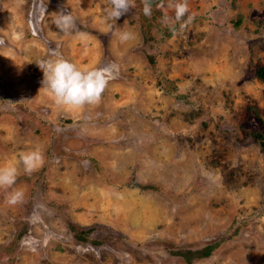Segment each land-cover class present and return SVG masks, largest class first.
Segmentation results:
<instances>
[{"label": "rangeland", "instance_id": "rangeland-1", "mask_svg": "<svg viewBox=\"0 0 264 264\" xmlns=\"http://www.w3.org/2000/svg\"><path fill=\"white\" fill-rule=\"evenodd\" d=\"M135 2L121 43L106 0H0V164L37 145L45 158L19 165L23 203L0 189V264H189L169 249L209 242L190 264H264V0H188L175 34L172 9ZM61 11L87 43L56 27ZM53 49L120 66L99 104L54 103L38 66Z\"/></svg>", "mask_w": 264, "mask_h": 264}, {"label": "clouds", "instance_id": "clouds-1", "mask_svg": "<svg viewBox=\"0 0 264 264\" xmlns=\"http://www.w3.org/2000/svg\"><path fill=\"white\" fill-rule=\"evenodd\" d=\"M170 8L174 11V17L165 14L161 23L176 33V24L184 29L194 19V14L189 15L188 0H168L167 5L163 0L156 3V8ZM130 8H136L135 0H106L104 18L108 23V31L117 35L121 43L134 38V34L122 30L116 26V21ZM142 11L146 17H151L153 11L152 0H142ZM187 16V20L184 18ZM54 24L63 34H75L82 43H87L89 34L77 29V18L71 11L58 12L54 18ZM3 41H0L2 44ZM43 72V87L51 94L54 103L60 108L82 109L85 105H97L100 103L110 81L116 79L120 72V66L115 62H109L104 66L82 67L74 61L65 58L58 50L53 49L50 57L38 63ZM45 158L43 148L40 145L32 150L20 154L19 160H9L0 164V189H12L6 195V203L16 206L24 202L23 189L13 188L19 175V165H23V171L32 175L44 166ZM43 207V206H40ZM39 219L34 212L32 220Z\"/></svg>", "mask_w": 264, "mask_h": 264}, {"label": "trees", "instance_id": "trees-1", "mask_svg": "<svg viewBox=\"0 0 264 264\" xmlns=\"http://www.w3.org/2000/svg\"><path fill=\"white\" fill-rule=\"evenodd\" d=\"M159 0H152L153 5H155ZM254 76L264 83V65L258 66L254 70ZM256 139L259 140L261 145H264V138L260 133L254 134ZM70 229L73 231V235L80 241L87 240V234L89 229H77L76 226L70 224ZM94 242V241H91ZM219 242H209L204 246L197 248H183V247H173L169 249L171 254L181 257L186 263H191L197 258L210 254L214 247Z\"/></svg>", "mask_w": 264, "mask_h": 264}]
</instances>
